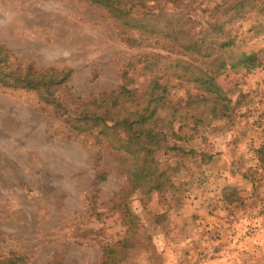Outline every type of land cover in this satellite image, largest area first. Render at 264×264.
I'll list each match as a JSON object with an SVG mask.
<instances>
[{"label":"rangeland","instance_id":"374dc122","mask_svg":"<svg viewBox=\"0 0 264 264\" xmlns=\"http://www.w3.org/2000/svg\"><path fill=\"white\" fill-rule=\"evenodd\" d=\"M219 1L198 0L184 10L205 25L201 9ZM260 24L264 14L253 11L227 25L236 40L230 61L244 51L255 53L260 62L251 69L228 67L217 77L229 98L226 115L204 114L197 131L190 122L174 124L185 139L176 144L193 148L196 155L158 152L175 170L179 188L174 193L155 191L142 198L106 150L83 136H63L66 115L42 109L34 92L0 88V259L18 253L29 264H101L102 244L127 236L114 206L126 195L123 201L136 217L139 238L126 264H264ZM0 44L36 68H71L70 93L81 98L116 87L125 64L154 48L128 46L116 22L88 0H0ZM128 74L130 87L141 91L147 86L150 76L139 64ZM169 84L174 101L196 93L180 80ZM201 153L211 159L203 161ZM98 171L106 178L92 198ZM228 194L239 199L229 202ZM93 199L100 214L93 212Z\"/></svg>","mask_w":264,"mask_h":264},{"label":"trees","instance_id":"16d2710c","mask_svg":"<svg viewBox=\"0 0 264 264\" xmlns=\"http://www.w3.org/2000/svg\"><path fill=\"white\" fill-rule=\"evenodd\" d=\"M88 1L108 13L128 46L143 44L154 47L153 50L132 57L121 70L120 83L116 87L91 92L81 98L70 93L71 68H36L32 62L18 60L10 49L0 44V88L34 92L42 109L58 117L66 115L63 136H83L106 150L129 188L140 192L142 198H149L155 191L174 193L179 188L173 174L175 170L158 158V152L173 150L183 156H195L193 148L185 149L176 144L185 139L177 133L174 124L190 122L191 129L197 131L203 124L204 114L226 115L229 98L217 77L228 67L242 65L251 69L260 62L255 53L244 51L236 61H230L236 40L227 25L253 11L264 14V0L214 2L201 9L207 16L205 25L184 10L198 0ZM150 5L154 9H149ZM261 30L264 24L259 25ZM137 64L150 76L141 91L129 86L133 79L128 71ZM171 79L191 84L196 93H188L185 100H172ZM199 90L205 95L197 94ZM201 107L204 110L200 112ZM200 155L203 161L211 159L204 153ZM105 178L104 171L95 174L92 198L99 190L95 186ZM125 197H118L114 206L125 221L127 236L102 244L101 264H126L128 251L139 242L136 217L127 210ZM237 199V196L227 195L229 202ZM91 207L93 212L100 214L96 210V200H91ZM0 264L29 263L22 254L12 253L0 259Z\"/></svg>","mask_w":264,"mask_h":264}]
</instances>
